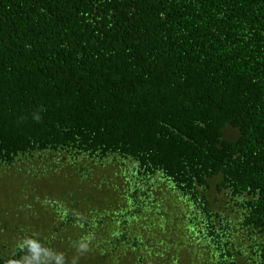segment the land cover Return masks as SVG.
<instances>
[{
	"label": "trees",
	"instance_id": "trees-1",
	"mask_svg": "<svg viewBox=\"0 0 264 264\" xmlns=\"http://www.w3.org/2000/svg\"><path fill=\"white\" fill-rule=\"evenodd\" d=\"M92 165L118 195L96 204L116 211L118 229L108 217L88 225L72 206L49 229L53 249L36 233L68 192L58 181L88 180ZM26 166L50 172L51 186L27 185ZM2 168L0 202L50 201L40 223L12 217L10 237L38 239L66 264H136L142 219L175 220L177 206L188 232L181 244L169 237L168 252L188 264H264V0H0ZM0 240V264L25 255Z\"/></svg>",
	"mask_w": 264,
	"mask_h": 264
},
{
	"label": "rangeland",
	"instance_id": "rangeland-1",
	"mask_svg": "<svg viewBox=\"0 0 264 264\" xmlns=\"http://www.w3.org/2000/svg\"><path fill=\"white\" fill-rule=\"evenodd\" d=\"M83 162L86 164V161H83ZM115 168H116V166H115ZM0 170H1L0 176L3 175V172L7 171L4 168H2ZM24 170L27 173H31V175L28 177V180L30 181L28 183H32L33 185L26 183L30 187H32V188L38 187L40 179L43 181L42 183H44V185L51 186L50 183L52 180L50 181V179H51L50 172H41L40 169H38V168L37 169L34 167L29 168L28 166H26V168ZM89 171H90V174L88 173V171L85 172L86 176L90 177L88 180L85 178L84 175H82L80 178H78V177H74V178L66 177V179H62V180L58 181L59 186H60V191H62L64 189H68V192H66L64 197H62L60 200L58 199V201H56V204L54 206L52 204L55 202L54 201L55 198H53L54 196L51 198V205L47 209L49 210L51 208V206H53L51 211H53L55 216H53V218H52V220H53L52 225H50L49 217H46V218H44V226H39L37 228L39 230H42V231H40V234H38V238L40 240L41 239L44 240L45 236H48L50 238V240H49L50 243H48V244L53 249L54 248L56 249L58 247L57 239H56L57 234H56L55 238L52 237V234H51V232H49V229L51 227L53 228L59 220H61L65 217V214H64L65 211H67V212L70 211L71 215L76 214V211L74 209H72V206L78 207L76 209H78L81 212L82 216H80L81 219L79 218L80 221L87 222L88 225H92V224L97 225L96 224L97 221H100L102 219L105 220L106 217H108L107 218V224L109 225V228L112 230L114 228L118 229V227L113 224V223H116L117 220H109L110 214L113 212H116V211L113 210V212H111V210H109V209L102 211V210H99V208L96 206V204L99 201H102L101 205L104 206V204L105 205L108 204L107 200H109V197L114 198L118 195L112 189V186L110 185L112 183L110 182V180L100 178V175L95 171V168L93 165L89 167ZM126 178H128V175H127V177H124L123 180ZM14 181H16V180H14ZM135 181L136 180H134V183H135ZM132 182L133 181H130L129 183L133 184ZM131 184H130V186H131ZM128 189H131V188H128ZM27 190H29V188ZM57 193H56V195H57ZM17 196H18V194H17ZM121 197H122L121 199L119 197H117V198H119V201H117V203H119V206L122 209H125V208L128 209L129 208L128 214L131 212L133 214L136 207L135 206H133V207L128 206L129 205L128 201L123 198V197H125V194H124V196H121ZM23 199H26V197L22 195V196H18L17 199L15 200V202H14V200H6V199H3L0 202V238L7 236L8 240L10 242L9 246H11L12 248H14L15 243L17 244L18 241H16L14 243V240H13L14 238L12 239L10 237V233L11 232L14 233L13 231L15 230V228L12 226V225H14L13 224L14 220L11 218L15 216L16 223L18 221H22L23 218H29V219H26V221L35 220V221H38L37 223H40L39 220H40L41 214H44L45 212H47V211L42 212L43 211L42 207L45 208V206L47 207V203H50V201L46 202V197L43 199L36 198V200H34V201L31 200L27 204L25 203V201ZM3 201L6 202L9 206H11L10 207V209H11L10 213H13V214L9 215V213H7L6 207L8 205H6ZM87 201H90L92 204V206L90 208L92 211H90L88 214H86V211H88L87 208H89L90 206L86 205ZM22 202L25 205H22ZM154 205L155 204L153 203L152 206H154ZM179 207L180 206H177L176 208H171L169 210L170 212L172 211V214L174 216H176L175 220L174 219H167V216L165 217L164 213H162L164 217L163 218L161 217V219H160V217L158 216V214L156 213L155 210H154V212H151L153 214H150V218H149V216H147L144 219H142V217L140 216L141 219L144 220L143 222L145 224V227H144L145 233H143V231L141 230V227L144 226V224L140 225L139 230L142 234H145V235H143L144 237L142 235L141 236H135V237H138V243H140V244H138V248L133 249L135 257L137 259L140 257V259H138V261L140 263L136 262V264H150V261H151V264H181L182 261L187 262L188 258L192 259V258H190L191 256H188V258H187L185 252H183L181 249H180L181 255H180V253H176V252L175 253L174 252H168V248L171 247L169 237H173L171 240L173 243L178 240L177 244H181V242H183L182 239H184L183 233L188 232V228H187L189 226L188 220L185 218V214L187 215L188 212L185 209V206H182V213L177 214L179 211ZM62 209H64V212L61 211ZM132 209L134 211H132ZM117 210H119V209H117ZM141 210H142V207L140 208L139 211H141ZM34 211L38 212V214L32 218V215H33L32 213ZM120 211L121 210H119V212ZM40 212H41V214H40ZM142 213H143V211H142ZM111 217L113 218L114 216L111 215ZM111 217H110V219H111ZM117 217H120V215ZM128 217H129L128 219H130L131 215L129 214ZM137 219H138V221L141 220L138 218V216H135L134 221H137ZM131 220H132V218H131ZM158 221L160 223H158ZM234 222L236 223V221H234ZM27 224L33 225L32 223L23 222V224H22L23 228H27V226H26ZM235 227L236 226H234V228ZM131 232H134V231L131 230ZM178 235H181L183 237L180 238V236H178ZM240 237H241V235H239L236 239H238ZM70 240H72L71 237H70L69 241ZM1 242H2V240H0V247H2V244L7 245V243H4V242L1 243ZM243 243H245V242H243ZM98 244H102V243L101 242L95 243V245H98ZM74 245H75L74 241L66 243V250L65 251H67V254H69V252L73 250ZM199 246H200V251L198 250L197 252H198V254L200 252L199 256H201V254H202L201 253V251H202L201 247L203 245L200 244L197 247H199ZM183 248H185V247H183ZM191 248L195 249L196 246L192 245ZM173 249H175L177 251L178 248L176 246H174ZM1 251H2V248H1ZM58 251H59V249H58ZM209 251L210 250H208L206 247L204 248L203 253H205L204 255H206L205 261L209 257V254H208ZM244 251L245 252H243V256L248 255L247 251L246 250H244ZM191 252H192V254H197L196 252L193 253V250ZM99 255H100V253H99ZM243 256H242V258H243ZM192 257L194 258V261H198V259H199L198 257H196V255H194ZM70 258L73 259V256H71ZM76 258L78 260L77 256H76ZM189 259H188V261H189ZM245 259H247V258H245ZM77 260H76V264H78V262H79ZM188 263H190V261L187 262V264ZM184 264H186V263H184Z\"/></svg>",
	"mask_w": 264,
	"mask_h": 264
},
{
	"label": "clouds",
	"instance_id": "clouds-1",
	"mask_svg": "<svg viewBox=\"0 0 264 264\" xmlns=\"http://www.w3.org/2000/svg\"><path fill=\"white\" fill-rule=\"evenodd\" d=\"M34 119L39 122L41 117L35 115ZM18 247L25 253L20 260H10L8 264H66V256L63 252H57L51 248L45 247L38 239L23 238L18 242ZM87 239L80 241L76 245L79 253L88 251ZM77 258H73V264H76Z\"/></svg>",
	"mask_w": 264,
	"mask_h": 264
},
{
	"label": "crops",
	"instance_id": "crops-1",
	"mask_svg": "<svg viewBox=\"0 0 264 264\" xmlns=\"http://www.w3.org/2000/svg\"><path fill=\"white\" fill-rule=\"evenodd\" d=\"M39 208H40V207H39ZM43 208H44V207H42V209H43ZM44 210H45V208H44ZM42 212H43V211H42ZM37 213H38V212H37ZM45 213H46V212H45ZM40 214H41V212H40ZM106 221H107V220H106ZM43 223H44V219L42 220V225H41V226H44ZM51 223H53V222H51ZM51 223H50V225H51ZM13 224L15 225V226L12 225L13 227L18 228V226H17L14 222H13ZM35 224H36V223H35ZM108 226H109V225H108ZM104 227L107 228V226H104ZM18 229H19V228H18ZM44 229H45V228H44ZM44 229H43V230H44ZM15 230H16V229H15ZM38 230H39V229H38ZM14 232H15V231H14ZM49 232H50V230H49ZM49 232H48V233H49ZM15 233H16V232H15ZM36 234L38 235V234H40V232H37ZM38 239H39V238H38ZM44 239H49V240H50V238H49L48 236H45Z\"/></svg>",
	"mask_w": 264,
	"mask_h": 264
}]
</instances>
